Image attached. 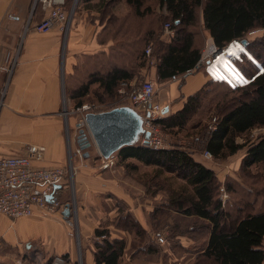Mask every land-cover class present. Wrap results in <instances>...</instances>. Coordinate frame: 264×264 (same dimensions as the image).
Here are the masks:
<instances>
[{
  "label": "crops",
  "instance_id": "obj_1",
  "mask_svg": "<svg viewBox=\"0 0 264 264\" xmlns=\"http://www.w3.org/2000/svg\"><path fill=\"white\" fill-rule=\"evenodd\" d=\"M33 5L34 0H0V95L5 92L0 109V158L23 156L31 146L37 147L35 164L39 167L75 164L74 183L71 185L67 179L56 187V195L64 205L59 214L47 215L36 209L34 216L19 219L30 227V232L23 233L20 239L11 233V220L0 215V237L12 244L30 240L38 245L34 250L39 255L36 264L64 256L74 264L83 250L80 240H89L97 228L92 226L88 213L91 190L97 187V180L101 190L109 188V184L86 168L82 153L68 142L67 123L78 125L73 111L79 109L80 101L83 106L90 105L93 96L74 99L71 95L92 76L101 78L118 69L128 74L118 90L119 100L123 87L130 90L144 80L163 84L165 94L157 100L169 108L167 117L181 110L186 99L203 89L211 75L200 70L188 76L181 86L178 81H160L157 62L143 61L149 25L134 15L126 0H74L66 33L57 29L37 33L34 26L48 11L40 6L33 11ZM157 12L160 13V7ZM205 34L209 37V32ZM97 90H101L100 82L90 85V92ZM93 101L101 103L96 98ZM68 193L74 197L69 199ZM68 205L71 217L65 219L63 212ZM74 217L79 227L77 234L70 227ZM111 235L124 240L127 233L112 231ZM84 249V264H96L93 246L85 244ZM56 261L52 264H59Z\"/></svg>",
  "mask_w": 264,
  "mask_h": 264
},
{
  "label": "trees",
  "instance_id": "obj_2",
  "mask_svg": "<svg viewBox=\"0 0 264 264\" xmlns=\"http://www.w3.org/2000/svg\"><path fill=\"white\" fill-rule=\"evenodd\" d=\"M73 1H66V10L70 11ZM126 1L134 15L149 25L150 32L143 53L146 59L143 61L150 64L157 62L160 81L181 77L198 66L202 58V33L209 32L216 49L221 50L252 32L264 30V0H158L160 11L166 10V16L159 15L160 24L164 27L170 24L174 32L165 41L162 39L163 32L151 29L146 20L154 13L146 5L147 0ZM246 42L241 56L232 61L243 76L244 83L238 80L233 85L215 78L206 84L226 86L240 99H234L230 107L220 110L221 115L216 119L214 130L207 127L199 129L200 123L195 126L194 130L198 129L200 136L195 137L194 143L202 147V153L210 152L215 160L227 159L246 149L240 178L250 184L232 181L222 185L214 170L196 159L195 151L177 146L154 149L138 143L124 147L114 155L121 161L137 160L145 166L156 167L159 173L174 174L185 181L182 190L170 193L168 205L184 219L207 225L209 235L203 247V257L209 260V264H264V174L256 177L250 172L255 167L264 171V137L251 144H248V140L244 143L237 141L238 138H247L255 129L264 128V60L258 53L259 44ZM148 46L154 50L150 56L145 53ZM126 78L128 74L118 69L101 78L92 76L71 96L74 99L85 98L92 93L90 85L100 82L101 90L94 91L93 98L101 103L107 99L115 101ZM185 80H178L180 86ZM205 87L188 97L181 110L170 113L158 120L157 124L170 132L185 130L201 107L200 96ZM82 106L80 101L77 108ZM260 184H263L262 187ZM222 193L231 195V198L222 199ZM110 234L108 229L95 230L94 235L98 239L94 241L93 249L96 264H122L126 243L121 239H112ZM61 259L66 264H73L67 256Z\"/></svg>",
  "mask_w": 264,
  "mask_h": 264
},
{
  "label": "rangeland",
  "instance_id": "obj_3",
  "mask_svg": "<svg viewBox=\"0 0 264 264\" xmlns=\"http://www.w3.org/2000/svg\"><path fill=\"white\" fill-rule=\"evenodd\" d=\"M146 5H149L154 11L153 14L146 18L150 23L151 29L162 31L165 37L164 40L168 41L169 35L166 34L165 27L160 24L159 20L160 13L161 15L164 13L161 11L160 13L157 12L158 0H147ZM164 15L166 16V14ZM201 39L203 42L202 57L210 56L216 49L212 38L210 35L208 37L207 34L203 35L202 33ZM243 40L258 43L260 47L258 48V53L264 60V30L252 32L242 39V42ZM244 48L245 46L240 44L236 57L231 60H223V62L220 60L217 65L215 63L208 64L201 70H205L208 75H211V79L217 78L227 83L231 82L233 85L238 80L244 83L243 76L232 63L234 59L241 56ZM153 53L154 50L152 51ZM232 69H235L239 75H236ZM163 86V84L156 85L157 99H160L159 96L162 93L165 94V87ZM238 97L232 94L226 86L209 83V85H206L204 93L200 96L201 107L197 115L193 117V120L185 130L170 132L155 123L159 129V140L162 147L171 149L177 146L195 151L196 159L211 167L222 185H228L232 181L245 183L240 178V170L246 149L224 160H208L204 158L201 152L202 147L194 143L195 137L200 136L199 130H194V127L200 123L199 129L204 127L211 128L216 123V119L220 117V110L224 107H230L234 99H240ZM91 100V103H88L91 108L90 112H105L121 106H130L131 104L129 99L121 96L120 100L116 99L112 103H110L109 99L105 100V103H94L93 96ZM73 112L77 123H79L82 118V112H77V109ZM66 133L68 142L72 144L74 150L81 152L83 155V151L80 150L77 142L79 129L75 127V124L67 123ZM259 137H264V128L255 129L249 133L247 138H238L237 141L238 143H244L245 140H248V144H251ZM86 152L90 154V157L84 160L86 168L94 170V173L99 175V179L107 181L106 183L109 184V188L101 190L97 188L100 181L97 180L98 183L95 185L97 187H95L94 191L91 190V206L88 209L92 221L91 224L97 228L108 229L110 233L112 231L127 233V236H125L127 240L125 238L123 240L126 243V250L122 258V264H209V260L203 257V247L209 235V231L206 228L207 225L203 222L198 223L196 220L184 219L168 205L170 203V193L182 190L185 181L174 174L159 173L156 167L145 166L137 160L131 159L124 162L115 156L113 157V164L109 168H105L103 158H101L95 146H91ZM74 167L75 164L72 166V163L66 167L69 172L68 180H70L71 185L74 183ZM262 168L264 170V167ZM250 172L252 176L256 177L259 174H264V171L256 167L251 169ZM245 184L248 185L250 183L247 184L246 182ZM262 185L260 184V187ZM260 187L258 188L261 189ZM72 195L73 193L70 195L68 193L67 197L71 199V197H74ZM221 198L227 200L231 198V195L228 196L226 193H222ZM126 216L128 217L125 219ZM10 223L11 233L15 234L19 239L23 233L30 232V227H27L28 223H23L19 219L11 220ZM8 226L10 225L8 224ZM70 227L74 234L78 233L79 227L76 217L72 219V226ZM192 227H195L194 230H191ZM110 237L117 239L113 238L111 234ZM160 238L163 239V242L159 241ZM95 240L98 239H96L94 234L87 241L86 238H83L82 241L80 240L83 250L78 255L76 264H84V246L85 244H91L94 249ZM6 241L3 237H0L2 246L0 249V264H36L35 262L39 255L38 251L35 252L34 250L38 248V245H33L30 240L26 243L17 241L15 244ZM78 243L77 239V245ZM54 260L56 261L55 258L49 259V262H55Z\"/></svg>",
  "mask_w": 264,
  "mask_h": 264
},
{
  "label": "built area",
  "instance_id": "obj_4",
  "mask_svg": "<svg viewBox=\"0 0 264 264\" xmlns=\"http://www.w3.org/2000/svg\"><path fill=\"white\" fill-rule=\"evenodd\" d=\"M67 0H34L33 11L37 7L48 11L45 17L34 26L37 33L46 34L54 29L66 33L69 22L73 16V10H66ZM166 34H171L170 24L165 25ZM242 45V39L233 41L227 47L215 51L210 56L202 57L195 69L188 70L181 77L174 76L173 81L200 71L204 66L211 63H217L220 60L233 59L239 52V46ZM220 51V52H219ZM235 56H231V52ZM146 55L152 53V46H148ZM128 92L124 87L119 91L121 97L129 99L130 105L143 118L144 134L140 138L139 145L146 148L165 149L159 140V129L156 127L157 121L165 118V107L157 100L156 83L144 81L138 85L132 86ZM5 92L0 95V109L3 106ZM91 108L83 106L77 109L82 112V118L77 127L83 129L87 134L86 114L90 113ZM96 113V112H95ZM101 113V112H98ZM156 123V125H155ZM216 124L210 129L214 130ZM149 134V138H146ZM37 147L31 146L28 153L23 156L0 158V215L10 220L28 218L35 215V210L39 209L47 215L59 214L64 209V205L56 195V187L68 179V169L66 167L44 168L35 164L38 160ZM204 158L212 160L210 152L203 153ZM105 168L113 164V158L103 159ZM71 164V163H70ZM71 225V224H70ZM163 242V239H159ZM0 244V249H1ZM59 264H66L63 259L58 258Z\"/></svg>",
  "mask_w": 264,
  "mask_h": 264
},
{
  "label": "water",
  "instance_id": "obj_5",
  "mask_svg": "<svg viewBox=\"0 0 264 264\" xmlns=\"http://www.w3.org/2000/svg\"><path fill=\"white\" fill-rule=\"evenodd\" d=\"M246 43V40H243L244 46ZM168 113L169 108H165L164 114ZM86 124L87 134L80 129L77 138L84 159L90 157L86 151L91 146H95L101 158H113L124 147L138 144L144 134L142 116L134 108L127 106L101 113H88ZM146 138H149V134H146ZM63 216L65 219L71 217L70 205L64 210Z\"/></svg>",
  "mask_w": 264,
  "mask_h": 264
},
{
  "label": "snow or ice",
  "instance_id": "obj_6",
  "mask_svg": "<svg viewBox=\"0 0 264 264\" xmlns=\"http://www.w3.org/2000/svg\"><path fill=\"white\" fill-rule=\"evenodd\" d=\"M241 51H242V50H241ZM230 55H231V56H235L236 53L233 51V52L230 53ZM221 62H223V60H222ZM232 71H233L236 75H239V73H238L235 69H232Z\"/></svg>",
  "mask_w": 264,
  "mask_h": 264
}]
</instances>
